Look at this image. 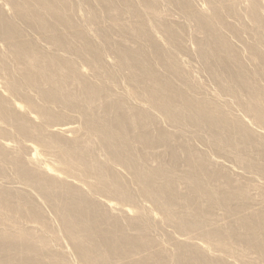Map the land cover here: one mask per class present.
Segmentation results:
<instances>
[{
  "label": "bare ground",
  "instance_id": "6f19581e",
  "mask_svg": "<svg viewBox=\"0 0 264 264\" xmlns=\"http://www.w3.org/2000/svg\"><path fill=\"white\" fill-rule=\"evenodd\" d=\"M0 264H264V0H0Z\"/></svg>",
  "mask_w": 264,
  "mask_h": 264
}]
</instances>
